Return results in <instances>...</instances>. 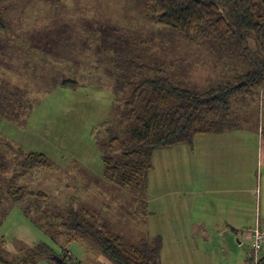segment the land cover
Here are the masks:
<instances>
[{
	"label": "rangeland",
	"instance_id": "obj_1",
	"mask_svg": "<svg viewBox=\"0 0 264 264\" xmlns=\"http://www.w3.org/2000/svg\"><path fill=\"white\" fill-rule=\"evenodd\" d=\"M2 7L9 28L4 36L0 33V156L17 157L21 148L25 153L44 154L51 167L17 179V185L47 194L48 201L33 208L29 205L32 199L16 204L0 198V253L14 260L13 264H21L29 250L61 257L65 249L80 264H115L98 245L85 239L72 241L74 234L63 225L68 224V215H61L63 222L56 219L70 209L85 208L97 213L127 244L139 245L145 235L159 239L161 264H195V252L181 246V234L169 237L165 228L160 232L147 227L137 197L105 188L99 141L125 105L127 96L115 91V60L123 52L131 54L135 40L142 42L140 52L150 65L157 60L174 64L189 57L191 71L170 74L182 86L207 87L222 81L231 74L226 66L209 57L201 44H190L183 33L157 27L146 0H11ZM64 80L78 81L79 88H63ZM16 88L21 98H13V106L5 107ZM20 91H28L27 99ZM262 98L249 96L246 103L236 106L234 115H241L243 131L226 134L224 139L246 134L255 144L253 137L264 128ZM259 138L263 151L262 133ZM203 147L202 143L198 146L201 154ZM154 154L156 166L164 167V178L173 181L176 175H190L191 166L184 164L178 151L160 149ZM14 172L0 174V179H10ZM181 198L173 194L166 200L177 204ZM195 241L205 246L201 235ZM228 251L216 252L215 263L232 261L235 254ZM246 255L248 251L245 260ZM30 264L56 263L50 258Z\"/></svg>",
	"mask_w": 264,
	"mask_h": 264
},
{
	"label": "trees",
	"instance_id": "obj_2",
	"mask_svg": "<svg viewBox=\"0 0 264 264\" xmlns=\"http://www.w3.org/2000/svg\"><path fill=\"white\" fill-rule=\"evenodd\" d=\"M8 1L11 0H0V33L3 36L9 26L2 5ZM146 2L151 21L157 27L183 33L192 45L201 44L209 57L221 63V67L226 66L231 74L207 87L179 85L170 78V74L191 71L193 61L185 57L177 59L174 64L157 60L150 65L140 52L142 42L137 40L131 54L123 52L115 60L118 72L115 91L127 97L120 117L107 124L106 133L99 141L104 152V179L144 196L148 192L149 175L157 150L182 145L193 147L197 136L242 130L241 115H234V110L240 103H246L249 96L262 95L264 106V0ZM61 86L76 90L79 82L64 80ZM18 91L19 88H16L7 98L5 107L13 106V98H21L17 96ZM20 92L27 99L28 91ZM259 131L264 138V128ZM50 167L44 154L25 153L21 148L17 157L0 156V174L16 171L10 179H0V198H7L16 204L32 199L33 203L29 205L33 208L40 201H48L47 194L28 186H19L17 179L37 169ZM143 208H146V202ZM61 215L69 217L68 224L63 225L74 234L72 241L85 239L98 245L115 264H161L159 239L145 235L139 245L127 244L121 235L110 230L97 213L85 208H73L58 214L56 219L63 222ZM256 230L264 233L259 212L254 226L244 230L249 234L247 264H254L252 260L255 257L258 264H264V241L259 242L261 249L257 256L251 249ZM63 251L61 258L65 262L80 264L72 254L65 249ZM51 256L50 252L45 251V256H42L29 250L27 259L21 264L49 260ZM13 263L14 260L6 259L0 253V264Z\"/></svg>",
	"mask_w": 264,
	"mask_h": 264
},
{
	"label": "crops",
	"instance_id": "obj_3",
	"mask_svg": "<svg viewBox=\"0 0 264 264\" xmlns=\"http://www.w3.org/2000/svg\"><path fill=\"white\" fill-rule=\"evenodd\" d=\"M239 131L243 129L221 135H200L193 147L182 145L167 149L178 151L179 156H184V164L191 166L190 175L183 178L176 175L173 181L164 178V167L156 166L154 154L145 196L109 186L106 180L105 188L118 189L117 193L131 199L137 197L140 207L146 202V208H139L143 210L141 217L147 219V227H156L160 232L165 228L169 237L181 234L184 242L181 246L195 252V264H216L214 254L230 253L228 250L235 258L231 255L234 259L223 264H247L249 234L244 230L254 226L258 212L264 224V148L262 151L259 132L253 137L257 150L245 138L246 134L224 139V135ZM201 143L203 157L198 149ZM178 162H182V157ZM173 194L182 197L177 204L166 200ZM34 217L37 220L36 214ZM199 235L204 237L203 247L195 241Z\"/></svg>",
	"mask_w": 264,
	"mask_h": 264
},
{
	"label": "built area",
	"instance_id": "obj_4",
	"mask_svg": "<svg viewBox=\"0 0 264 264\" xmlns=\"http://www.w3.org/2000/svg\"><path fill=\"white\" fill-rule=\"evenodd\" d=\"M254 244H253V247L251 248L255 255L257 256L259 254V250L261 249V245L259 244V242L262 240L264 241V233L256 230L254 232ZM254 264H258V260H257V257L254 258V260H252Z\"/></svg>",
	"mask_w": 264,
	"mask_h": 264
},
{
	"label": "water",
	"instance_id": "obj_5",
	"mask_svg": "<svg viewBox=\"0 0 264 264\" xmlns=\"http://www.w3.org/2000/svg\"><path fill=\"white\" fill-rule=\"evenodd\" d=\"M51 259L56 263V264H69L67 262L64 261L63 258L57 256V255H53L51 256Z\"/></svg>",
	"mask_w": 264,
	"mask_h": 264
}]
</instances>
